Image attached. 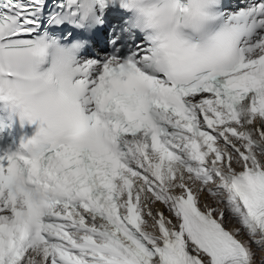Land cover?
Returning a JSON list of instances; mask_svg holds the SVG:
<instances>
[{
    "label": "snow or ice",
    "instance_id": "1",
    "mask_svg": "<svg viewBox=\"0 0 264 264\" xmlns=\"http://www.w3.org/2000/svg\"><path fill=\"white\" fill-rule=\"evenodd\" d=\"M0 264H264V0H0Z\"/></svg>",
    "mask_w": 264,
    "mask_h": 264
},
{
    "label": "bare ground",
    "instance_id": "2",
    "mask_svg": "<svg viewBox=\"0 0 264 264\" xmlns=\"http://www.w3.org/2000/svg\"><path fill=\"white\" fill-rule=\"evenodd\" d=\"M158 207H161V208H163L162 206H160V205H157ZM167 213V212H166ZM168 214V213H167ZM226 220L227 221H229L228 219H227V216H226ZM231 222V221H230ZM232 223V222H231Z\"/></svg>",
    "mask_w": 264,
    "mask_h": 264
}]
</instances>
